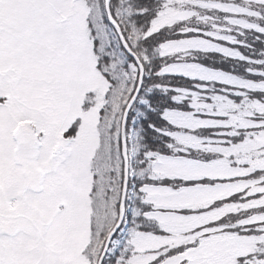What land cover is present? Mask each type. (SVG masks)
<instances>
[{"label": "snow or ice", "instance_id": "6c2138e0", "mask_svg": "<svg viewBox=\"0 0 264 264\" xmlns=\"http://www.w3.org/2000/svg\"><path fill=\"white\" fill-rule=\"evenodd\" d=\"M0 264H264V0H0Z\"/></svg>", "mask_w": 264, "mask_h": 264}]
</instances>
